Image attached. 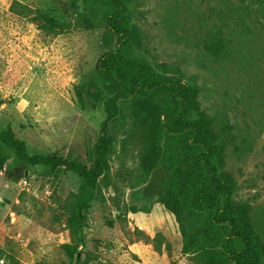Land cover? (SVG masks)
I'll use <instances>...</instances> for the list:
<instances>
[{"label":"rangeland","instance_id":"374dc122","mask_svg":"<svg viewBox=\"0 0 264 264\" xmlns=\"http://www.w3.org/2000/svg\"><path fill=\"white\" fill-rule=\"evenodd\" d=\"M13 1L62 26L42 31L10 10ZM123 1L129 48L157 72L196 86L221 172L264 233V0ZM82 9L74 0H0V129L11 128L29 155L89 166L103 134L104 101L114 93L96 78L95 63L112 44H102V26L86 28ZM149 127L142 114L105 126V178L85 211L87 264H193L181 253L174 216L144 186ZM80 183L73 172L52 178L39 167L23 175L0 171V264H74L61 249L70 241L61 205ZM132 206L150 211L132 213ZM157 232L168 250L145 239Z\"/></svg>","mask_w":264,"mask_h":264},{"label":"trees","instance_id":"16d2710c","mask_svg":"<svg viewBox=\"0 0 264 264\" xmlns=\"http://www.w3.org/2000/svg\"><path fill=\"white\" fill-rule=\"evenodd\" d=\"M74 1L83 5L78 17L86 28L102 26V44H112L95 63L96 78L114 89L103 104L106 117L96 158L87 166L56 154L29 155L8 127L0 129V171L7 174L17 169L23 175L28 168L39 167L52 178L66 172L81 178L77 190L61 205L70 235L61 249L74 264H87L85 211L98 181L105 178L104 156L110 142L105 126L115 117L130 115L134 120L142 114L150 118L144 186L147 194L174 216L182 239L181 253L193 264H264L263 229L251 207L234 198L231 179L221 172L217 141L200 108L196 86L177 74L157 72L129 48L133 36L123 0ZM10 10L45 32H56L62 26L42 10L17 1ZM139 210L150 211L147 207L130 208L132 213ZM145 239L154 243L156 250L161 244L169 249L159 232ZM2 254L0 249L1 260Z\"/></svg>","mask_w":264,"mask_h":264},{"label":"built area","instance_id":"2783aa9c","mask_svg":"<svg viewBox=\"0 0 264 264\" xmlns=\"http://www.w3.org/2000/svg\"><path fill=\"white\" fill-rule=\"evenodd\" d=\"M22 184H23V185H25V184H26V181H25V180H23V181H22Z\"/></svg>","mask_w":264,"mask_h":264}]
</instances>
